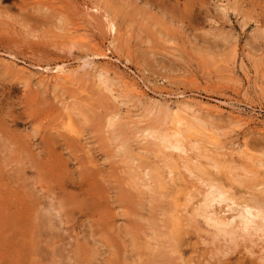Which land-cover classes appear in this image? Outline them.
Listing matches in <instances>:
<instances>
[{"label": "rangeland", "instance_id": "374dc122", "mask_svg": "<svg viewBox=\"0 0 264 264\" xmlns=\"http://www.w3.org/2000/svg\"><path fill=\"white\" fill-rule=\"evenodd\" d=\"M0 129V264H264V0H0Z\"/></svg>", "mask_w": 264, "mask_h": 264}, {"label": "bare ground", "instance_id": "6f19581e", "mask_svg": "<svg viewBox=\"0 0 264 264\" xmlns=\"http://www.w3.org/2000/svg\"><path fill=\"white\" fill-rule=\"evenodd\" d=\"M102 15V14H101ZM98 20V19H97ZM108 21V20H107ZM108 23H109V21H108ZM107 23V24H108ZM112 25V24H111ZM109 27V26H108ZM114 27V26H113ZM111 29H113V28H111ZM115 30V29H114ZM116 31V30H115ZM111 32H112V30H111ZM61 68H63V67H61ZM61 68H57V69H60L61 70ZM64 69H66V68H64ZM67 70V69H66ZM55 71V70H54ZM58 71V70H57ZM61 72H62V70H61ZM63 75V74H62ZM64 76H65V74H64ZM57 79V78H56ZM100 79V78H99ZM102 80V79H101ZM107 81H108V79H106ZM111 85V84H110ZM111 89V88H110ZM108 91H109V89H108ZM112 92V91H111ZM55 99V98H54ZM2 103V102H1ZM72 103V102H71ZM12 104V103H11ZM187 105V104H186ZM191 105V104H190ZM182 107V106H181ZM183 108V107H182ZM189 108H191L192 109V107H189ZM2 109V108H1ZM178 109V108H177ZM184 110H185V108H184ZM189 111V110H188ZM193 111V110H192ZM183 113H185L184 111H182ZM187 112V111H186ZM189 113H190V111H189ZM118 115V114H117ZM116 115V116H117ZM175 115H177V114H175ZM115 116V117H116ZM165 117V116H164ZM181 117V116H180ZM184 117V116H183ZM186 117V116H185ZM114 118V117H113ZM108 119V118H107ZM115 119V118H114ZM113 120V119H112ZM201 120V119H200ZM111 121V120H110ZM194 121V120H193ZM164 122H166V121H164ZM171 122H172V120H171ZM184 122H185V120H184ZM187 122H189V120H187ZM200 122L201 121H199V124H200ZM112 123V122H111ZM14 124V123H13ZM177 124H178V122H177ZM176 124V125H177ZM205 124V123H204ZM116 125V124H115ZM196 125V124H195ZM195 125H194V127H195ZM201 125H203V124H201ZM82 126V125H81ZM126 126V125H125ZM182 126V125H181ZM204 126H206V125H204ZM202 127V126H201ZM177 128H179V125H178V127ZM189 128H190V126H189ZM206 128V127H205ZM187 129V128H186ZM185 129V130H186ZM1 130V129H0ZM206 130V129H205ZM215 130V129H214ZM73 131V130H72ZM144 131V130H143ZM148 131V130H147ZM150 131H152V130H150ZM176 131V130H175ZM187 131V130H186ZM216 131V130H215ZM55 132V131H54ZM76 132V131H75ZM205 132V131H204ZM78 133V132H77ZM76 133V134H77ZM105 133V132H104ZM147 133V132H146ZM192 133H193V131H192ZM109 134V133H108ZM159 134V133H158ZM217 134V133H216ZM71 135V134H70ZM144 135H145V133H144ZM150 136L151 135H153L152 133H150L149 134ZM155 135V134H154ZM162 134H160L159 136H154V138H156V137H158L159 139H160V136H161ZM183 135V134H182ZM192 135V134H191ZM117 136V135H116ZM146 136H147V134H146ZM145 136V137H146ZM163 136V135H162ZM169 136V135H168ZM205 136V135H204ZM207 136V135H206ZM206 136H205V138H206ZM75 137H77V136H75ZM118 137V136H117ZM151 137H153V136H151ZM173 137V136H172ZM171 137V138H172ZM169 138V137H168ZM68 139V138H67ZM77 139V138H76ZM147 139V138H146ZM151 139V138H150ZM157 139V138H156ZM158 139V140H159ZM89 140V139H88ZM117 140V139H116ZM115 140V141H116ZM153 140V139H152ZM162 140H164L165 142L168 140L167 139V137H163L162 138ZM218 141H219V139H217ZM2 141V140H1ZM43 141V140H42ZM56 141V140H55ZM109 141V140H108ZM147 141V140H146ZM160 141H161V139H160ZM127 142V141H126ZM161 142H163V141H161ZM51 143V142H50ZM54 143V142H53ZM167 143H170L169 141H167ZM31 144H33V143H31ZM35 144V143H34ZM38 144V143H37ZM68 144V143H67ZM95 144V143H94ZM174 144V143H173ZM171 145L170 147H172V148H174L176 151L177 150H181V147H180V142H178L176 145L174 144V145ZM185 144V143H184ZM216 144V143H215ZM63 145V147H64V144H62ZM68 145H70V144H68ZM75 145V144H74ZM110 145H112V144H110ZM142 145V144H141ZM151 145V144H150ZM169 145V144H168ZM217 145H219V144H216V145H214V146H217ZM30 146V145H29ZM34 146V145H33ZM56 146V145H55ZM126 146V145H125ZM68 147V146H67ZM118 147V146H117ZM130 147V146H129ZM140 147V146H139ZM219 147V146H218ZM40 148V147H39ZM65 148V147H64ZM69 148V147H68ZM119 148V147H118ZM216 148V147H215ZM241 148V147H240ZM96 149V148H95ZM117 149V148H116ZM171 149V148H170ZM211 149V148H210ZM213 149V148H212ZM216 149H220V148H216ZM45 150V149H44ZM103 150V149H102ZM165 150V149H164ZM204 150H205V148H204ZM207 150H208V148H207ZM121 151V150H120ZM182 151V150H181ZM213 151H214V149H213ZM215 151H217V150H215ZM221 151H222V149L220 150V153H221ZM225 151V150H224ZM207 152V151H206ZM209 152V151H208ZM218 152V151H217ZM216 152V153H217ZM0 153H1V151H0ZM41 153V152H40ZM39 153V154H40ZM204 153V152H203ZM202 153V154H203ZM213 153V152H212ZM219 152H218V154H220ZM12 154V153H11ZM38 154V155H39ZM123 154V153H122ZM188 154V153H187ZM186 154V155H187ZM205 155H206V153H204ZM222 154V153H221ZM224 154V153H223ZM249 154V153H248ZM1 155V154H0ZM41 155V154H40ZM39 155V156H40ZM72 155V154H71ZM114 155V154H113ZM118 155V154H117ZM209 155H210V153H209ZM216 155V154H215ZM228 155V154H227ZM128 156V155H127ZM163 156H165V155H163ZM185 156V155H184ZM221 156H223V155H221ZM254 156V155H253ZM42 157V156H41ZM128 157H130V156H128ZM205 157V156H204ZM245 157V156H244ZM243 157V158H244ZM8 158V157H7ZM11 158V157H10ZM21 158V157H20ZM32 158H33V156H32ZM67 158V157H66ZM103 158V157H102ZM163 158H165V157H163ZM169 158V157H168ZM171 158V157H170ZM206 158H207V156H206ZM215 158V157H214ZM250 158H252V157H250ZM256 158V157H255ZM43 159H46V158H43ZM167 159V158H166ZM165 159V160H166ZM211 161H212V159H211V157L209 158ZM216 159H218V158H216ZM129 160V159H128ZM148 160V159H147ZM171 160H172V158H171ZM170 160V161H171ZM174 160V159H173ZM34 161V160H33ZM146 161V160H145ZM145 161H143V162H145ZM168 161V160H167ZM6 162H8V161H6ZM69 162V161H68ZM212 162H214V160L212 161ZM248 162V161H247ZM252 162V161H251ZM254 162V164H255V161H253ZM257 162V161H256ZM259 162V161H258ZM257 162V163H258ZM261 162V161H260ZM259 162V163H260ZM262 162H264L263 160H262ZM131 163V162H130ZM170 163V162H169ZM174 163V162H173ZM228 163V162H227ZM62 164V163H61ZM116 164V163H115ZM216 164V163H215ZM2 165V164H1ZM5 165V164H4ZM148 165V164H147ZM146 165V166H147ZM173 165V164H172ZM219 165V164H218ZM217 165V166H218ZM256 165V164H255ZM171 166V165H170ZM230 166V165H229ZM228 166V167H229ZM263 166H264V164H263ZM75 167V166H74ZM132 167V166H131ZM134 167H135V165H134ZM140 167V166H139ZM7 168H8V165H7ZM140 168H143V167H140ZM158 168V167H157ZM196 168V167H195ZM235 168V167H234ZM20 169V168H19ZM136 169V168H135ZM147 169V168H146ZM21 170V169H20ZM46 170V169H45ZM114 170V169H113ZM129 170V169H128ZM160 170V169H159ZM158 170V171H159ZM192 170V169H191ZM227 170V169H226ZM230 170V169H229ZM260 170V169H259ZM21 171H23V170H21ZM118 171V170H117ZM131 171H132V169H131ZM131 171H128V172H130L131 173ZM136 171V170H135ZM138 171V170H137ZM136 171V172H137ZM157 171V172H158ZM172 171V170H171ZM187 171H189V170H187ZM197 171H199V169L197 170ZM201 171V170H200ZM15 172V171H14ZM121 172H123V171H121ZM127 172V173H128ZM142 172V171H141ZM147 172H148V170H147ZM154 172V171H153ZM173 172V171H172ZM138 173V172H137ZM143 173V172H142ZM145 173H146V171H145ZM155 173V172H154ZM162 173V172H161ZM179 173H180V171H179ZM198 173V172H197ZM228 173V172H227ZM16 174V173H15ZM134 174V173H133ZM147 174V173H146ZM157 174H159V173H157ZM156 174V175H157ZM165 174V173H164ZM190 174V173H189ZM191 174H193V172L191 173ZM195 174V173H194ZM200 175H201V173H199ZM203 174H205V173H203ZM120 175V174H119ZM151 175V174H150ZM149 175V176H150ZM152 175H153V173H152ZM151 175V176H152ZM156 175H153V176H156ZM15 176H17V174L15 175ZM144 175L142 174V176L141 177H143ZM147 176H148V174H147ZM175 176H177V175H175ZM179 176V175H178ZM177 176V177H178ZM131 177V176H130ZM133 177V176H132ZM132 177H131V179L130 178H128V179H130V181H132ZM136 177V176H135ZM134 177V178H135ZM138 177V176H137ZM157 177V176H156ZM176 177V178H177ZM203 177H205V176H203ZM208 177V176H207ZM79 178V177H78ZM99 178H100V176H99ZM145 178V177H144ZM150 178V177H149ZM154 178V177H153ZM160 178H163L162 176L160 177ZM164 178H165V176H164ZM163 178V179H164ZM174 178V177H173ZM16 179H18V178H16ZM69 179V178H68ZM101 179V178H100ZM136 179V178H135ZM139 179H141L140 177H139ZM158 179H159V177H157V179H155V180H157L158 181ZM163 179H160V180H163ZM211 179H213V178H211ZM137 180V179H136ZM135 180V181H136ZM144 180V179H143ZM151 180V179H150ZM149 180V181H150ZM159 180V184H161L162 182ZM166 180V179H165ZM129 181V180H128ZM167 181V180H166ZM213 181V180H212ZM65 182V181H64ZM70 182V181H69ZM134 182V181H133ZM137 182H139V181H137ZM141 182H142V180H141ZM241 182V181H240ZM23 183V182H22ZM156 183H158V182H156ZM169 182H165V184L167 185ZM172 183H173V181H172ZM140 182L138 183V188H139V191H140V189L142 188L140 185ZM158 184V185H159ZM165 184H163L164 186H165ZM212 184H214V182L212 183ZM217 184V183H216ZM157 185V186H158ZM209 185V183H208V181H207V186ZM220 185H221V183H220ZM128 186H130V185H128ZM144 188H145V185H142ZM159 186H161V185H159ZM171 186H172V184H171ZM36 187V186H35ZM64 187H66V185L64 184ZM68 187H70V186H68ZM122 187V186H121ZM152 187V186H151ZM166 187V186H165ZM168 187H170V185L168 186ZM212 187V189H210L211 190V192L208 190V192H210L208 195H207V197H205V199H203L204 201H205V204H204V207H208V212L210 211L209 210V206L211 205L212 206V204H213V202H215V201H218V202H222V201H224V202H227V199L228 200H234V199H232L231 197H226V194H225V191H223L222 189H220V188H217V186H211L210 185V188ZM261 187V186H260ZM25 188V187H24ZM130 188H132L131 186L129 187V189ZM144 188H142L143 190H144ZM148 188V187H147ZM160 188V187H159ZM162 188V187H161ZM171 188V187H170ZM208 188H209V186H208ZM224 188V187H223ZM262 188H264V187H262ZM39 189V188H38ZM133 189V188H132ZM155 189V188H154ZM153 189V190H154ZM246 189V188H245ZM35 190H36V188H35ZM123 190H126V189H123ZM122 190V192H125V191H123ZM136 191H137V189H135ZM143 190H141L142 192H143ZM148 190H149V188H148ZM191 190V189H190ZM251 190V189H250ZM254 190V189H253ZM262 190V189H261ZM264 190V189H263ZM262 190V192H264ZM33 191V190H32ZM135 191V192H136ZM138 191V192H139ZM147 191V190H146ZM155 191L157 192L158 190H157V188H156V190H154V193H155ZM159 191L161 192V189H159ZM256 191V190H255ZM259 191V190H258ZM151 192V191H150ZM166 192V191H165ZM173 192V191H172ZM133 193V192H132ZM137 193V192H136ZM141 193V192H140ZM147 193V192H146ZM164 193V192H163ZM135 194V193H134ZM138 194L139 193H137L136 194V198H137V196H138ZM153 194V193H152ZM168 194H170V192L169 193H167V194H165V195H168ZM175 194H176V191H175ZM197 194H199V193H197ZM228 194V193H227ZM97 195V194H96ZM125 195V194H124ZM127 195V194H126ZM130 195V194H129ZM200 195V194H199ZM95 196V195H94ZM147 196V195H146ZM150 196H152V195H150ZM159 196V195H158ZM158 196H156V197H158ZM172 196H174V195H172ZM187 196H189V195H187ZM205 196V195H204ZM230 196H232V194L230 195ZM91 197V196H90ZM129 197V196H128ZM153 197H155V195H153ZM171 197V196H170ZM186 197V196H185ZM196 197V196H195ZM199 197V196H198ZM233 197V196H232ZM94 198V197H93ZM96 198V197H95ZM151 198V197H150ZM161 198V197H160ZM189 198V197H188ZM193 198V197H192ZM234 198V197H233ZM88 199V198H87ZM92 199V198H91ZM130 199V198H129ZM145 199V198H144ZM190 199V198H189ZM196 199V198H195ZM40 200V199H39ZM89 200V199H88ZM94 200V199H93ZM112 200V199H111ZM153 200V199H152ZM163 199L161 198V201H162ZM226 200V201H225ZM40 201H42V200H40ZM187 201V200H186ZM190 201L192 202V200L190 199ZM202 201V200H201ZM231 201V202H232ZM235 201V200H234ZM258 201V200H257ZM153 202V201H152ZM236 202V201H235ZM157 203V202H156ZM187 203V202H186ZM189 203V202H188ZM187 203V204H188ZM198 203V202H197ZM216 203V202H215ZM214 203V204H215ZM230 203V202H229ZM228 203V207L230 206L231 208L233 207L232 206V204L230 205ZM247 203V202H246ZM245 203V204H246ZM249 203V202H248ZM192 204V203H191ZM199 204V203H198ZM227 204V203H226ZM235 205H236V203H234ZM244 203H242V205H243ZM244 204V205H245ZM190 205V204H189ZM189 205H187V206H189ZM201 205V204H200ZM239 205V204H238ZM252 205V204H251ZM255 205H257V206H259L258 205V203L257 204H255V203H253V207L255 206ZM237 206V205H236ZM241 205H239V207H240ZM256 206V207H257ZM181 207V206H180ZM184 207V206H183ZM193 207V206H192ZM213 207H215L214 205H213ZM212 207V208H213ZM239 207H237V208H239ZM242 207V206H241ZM246 207V206H245ZM138 208V207H137ZM199 208V207H198ZM198 208H195L196 210H198ZM200 208H202V206L200 207ZM236 208V209H237ZM258 208V207H257ZM50 209V208H49ZM86 209V208H85ZM152 209V208H151ZM184 209H185V207H184ZM187 209V208H186ZM211 209V208H210ZM230 209V208H229ZM234 209V208H233ZM235 209V210H236ZM241 211H243V213H239L240 214V217H238L239 216V214L237 215V216H235V218L237 217V218H241V226L239 227V225H238V229L236 230V228L234 227H232V223L230 222L231 220H233L232 218H230L228 221L229 222H227L226 220H224V219H220V218H218V217H215V215H213V216H209L208 214L206 215V219H207V222L210 224H207V225H209V227H211V226H213L214 228H215V230H216V237L217 236H219V235H222V236H228V237H230L229 238V240L231 241V243L233 242V244L234 243H236V242H234L235 241V239L237 238V236H240V234H242L243 232H245V231H247L248 230V232H249V229L251 228V225H252V223L253 224H259V222H260V220H262L261 222H262V225L264 224V210H262V209H264V208H259V209H256V208H253L252 209V207H249V206H247L245 209V211H246V215L248 214V216H246L245 214H244V208L242 209V208H239ZM255 209V212H252L251 210H254ZM33 210L35 211V209L33 208ZM202 210V209H201ZM17 211V210H16ZM33 211V212H34ZM170 210H168V212H169ZM188 211V210H187ZM199 211V210H198ZM204 211V210H203ZM202 211V212H203ZM219 211V210H218ZM225 211H227V210H225ZM241 211H239L238 210V212H241ZM36 213H37V211H35ZM39 212V211H38ZM48 212V211H47ZM49 212H51V211H49ZM110 212V211H109ZM173 212V211H172ZM223 212V211H222ZM58 213V212H57ZM137 213V212H136ZM179 213V212H178ZM183 213V212H182ZM191 213V212H190ZM204 213V212H203ZM215 213V212H214ZM219 213H221V212H219ZM37 214H39V213H37ZM41 214V213H40ZM135 214V213H134ZM187 214V213H186ZM189 214V213H188ZM187 214V215H188ZM198 214V213H197ZM202 214V213H201ZM209 214H213L212 212L211 213H209ZM222 214V216H223V213H221ZM35 215V214H34ZM50 215V214H49ZM58 215V214H57ZM166 216H167V214H165ZM185 215V214H184ZM220 215V214H219ZM219 215H217V216H219ZM42 216V215H41ZM40 216V217H41ZM44 216V215H43ZM142 216V215H141ZM186 216V215H185ZM205 216V215H204ZM208 216V217H207ZM140 217V216H139ZM188 217H190V216H188ZM200 217V216H199ZM228 217V216H227ZM38 218H39V216H38ZM60 218V217H59ZM137 218V217H136ZM148 218V217H147ZM192 218V217H191ZM202 218H203V215H202ZM201 218V219H202ZM251 218V219H250ZM41 219H42V217H41ZM46 219V218H45ZM55 219V218H54ZM142 219V218H141ZM145 219V218H144ZM187 219V218H186ZM193 219H194V217H193ZM226 219V218H225ZM256 219H257V221H258V219H259V222H256ZM50 220V219H49ZM143 220V219H142ZM172 220V219H171ZM190 220V219H189ZM188 220V221H189ZM46 223H48V221H46V220H44ZM235 223H237V220H233ZM232 221V222H233ZM238 221H239V219H238ZM16 222V221H15ZM43 222V221H42ZM133 222V221H132ZM184 222V221H183ZM186 222V221H185ZM199 221L197 220V223H198ZM240 222V221H239ZM238 222V223H239ZM83 223H84V221H83ZM167 223V222H166ZM187 223V222H186ZM40 224V223H39ZM59 224V223H58ZM171 224V223H170ZM188 224H190V221H189V223ZM188 224H187V226H188ZM206 224V223H205ZM257 224V225H258ZM48 225H49V223H48ZM54 225V224H53ZM83 225V224H82ZM199 225H200V222H199ZM261 225V224H260ZM260 225H258V227L256 228L255 226H254V229L256 228V231H255V233L257 232V231H259L260 230V228H262L263 230H264V225L262 226H260ZM40 226H41V224H40ZM120 226V225H119ZM192 226V225H191ZM33 227V226H32ZM252 227H253V225H252ZM39 228V227H38ZM184 228V227H183ZM42 229V228H41ZM38 230V229H37ZM132 230V229H131ZM188 230V229H187ZM191 230H193V229H191ZM252 230V229H251ZM41 230H40V228H39V232H40ZM135 231V230H134ZM133 231V232H134ZM142 231V230H141ZM166 231V230H165ZM193 231H195V230H193ZM207 231V230H206ZM213 231V230H212ZM38 232V231H37ZM90 232H91V230H90ZM97 232V231H96ZM156 232V231H155ZM252 232V231H251ZM118 233V232H117ZM160 233H161V231H160ZM167 233H169V232H167ZM197 233V232H196ZM87 234V233H86ZM85 234V235H86ZM88 234H90V233H88ZM115 234H116V232H115ZM162 234H163V232H162ZM209 234V233H208ZM258 234V233H257ZM35 235V234H34ZM63 235V234H62ZM137 235V234H136ZM154 235V234H153ZM163 235H165V234H163ZM211 235V234H210ZM214 236H215V234H213ZM249 235V234H248ZM78 236V235H77ZM80 236V235H79ZM92 236V235H91ZM168 235H166V238H168L167 237ZM162 237V236H161ZM165 237V236H164ZM216 237H215V239H216ZM245 237V236H244ZM91 238V237H90ZM239 238V237H238ZM247 238V237H246ZM251 238V237H250ZM87 239V238H86ZM91 239H93V238H91ZM163 239V238H162ZM170 239V238H169ZM226 239H228V238H226ZM241 239V238H240ZM245 239V238H244ZM258 239H259V237H258ZM261 239V238H260ZM61 240V239H60ZM133 240V238L131 239V241ZM155 240V239H154ZM168 240V239H167ZM167 240H165V241H167ZM219 240V239H218ZM251 239H249V241H250ZM262 240V239H261ZM264 240V239H263ZM93 241V240H92ZM169 241V240H168ZM167 241V242H168ZM170 241H171V239H170ZM169 241V242H170ZM212 241H214V240H212ZM255 241H258V240H255ZM87 242H89L88 241V239H87ZM90 242H91V240H90ZM94 242V241H93ZM97 243L96 244H98V241H96ZM262 242H264V241H262ZM54 243H56V242H54ZM172 243L173 242H171V246L173 247V245H172ZM207 243V242H206ZM240 243V242H239ZM220 244V243H219ZM242 244V243H241ZM257 244H259V243H257ZM236 245V244H235ZM240 245V244H239ZM252 245V244H251ZM254 245V244H253ZM168 249H169V247H168V245H165ZM229 246V245H228ZM238 246V245H237ZM151 247V246H150ZM235 247V246H234ZM255 247V246H254ZM155 248V247H154ZM232 248V247H231ZM168 249H166L167 250V252H170V250L168 251ZM183 249V248H182ZM234 249V248H233ZM264 249V248H263ZM171 250H173V249H171ZM181 250V249H180ZM226 250V249H225ZM230 250V249H229ZM153 251V250H152ZM160 251V250H159ZM159 251H157V252H159ZM175 251V250H174ZM174 251H173V255H171V256H174V254H176V253H174ZM179 251V250H178ZM182 251V250H181ZM180 251V252H181ZM223 251V250H222ZM235 251V250H234ZM233 251V252H234ZM261 251H262V249H261ZM167 252H165V253H167ZM184 252V251H183ZM244 252V251H243ZM165 253H163V254H165ZM182 253V252H181ZM222 253H224V252H222ZM260 253V252H259ZM170 254V253H169ZM178 254V253H177ZM176 254V255H177ZM254 254V253H253ZM52 255V254H51ZM157 255V254H156ZM176 255L174 256V257H176ZM231 255V254H230ZM165 256V255H164ZM170 255H169V259H170V257H171ZM180 256V254L178 255V257ZM167 257H168V254H167ZM166 257V258H167ZM250 257V256H249ZM160 259H162L161 257H160ZM183 259V258H182ZM181 259V261H183ZM42 260H44V259H42ZM45 261H46V259H45ZM55 261V260H54ZM169 261H171V260H168L167 261V263L169 264L170 262ZM50 262H52V261H50ZM49 262V263H50ZM90 262V261H89ZM118 262H120V260L118 261ZM172 262V261H171ZM175 262V261H174ZM174 262H172V264H176V263H174ZM180 262V261H179ZM48 263V264H49ZM42 264V263H41ZM55 264V263H54ZM61 264V263H60ZM182 264V263H181Z\"/></svg>", "mask_w": 264, "mask_h": 264}]
</instances>
